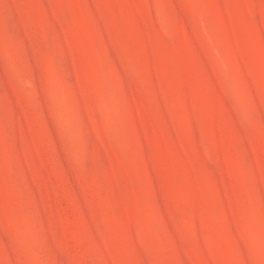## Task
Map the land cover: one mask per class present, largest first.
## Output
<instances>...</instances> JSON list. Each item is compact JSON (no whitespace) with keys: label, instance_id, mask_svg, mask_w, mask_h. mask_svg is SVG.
Instances as JSON below:
<instances>
[{"label":"rangeland","instance_id":"1","mask_svg":"<svg viewBox=\"0 0 264 264\" xmlns=\"http://www.w3.org/2000/svg\"><path fill=\"white\" fill-rule=\"evenodd\" d=\"M0 264H264V0H0Z\"/></svg>","mask_w":264,"mask_h":264}]
</instances>
